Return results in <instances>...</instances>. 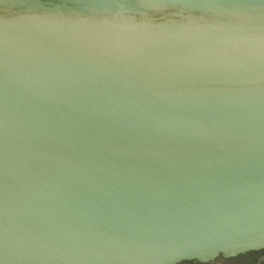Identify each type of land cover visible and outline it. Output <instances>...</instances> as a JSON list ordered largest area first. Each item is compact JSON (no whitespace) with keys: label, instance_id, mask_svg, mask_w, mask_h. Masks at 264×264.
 <instances>
[{"label":"water","instance_id":"obj_1","mask_svg":"<svg viewBox=\"0 0 264 264\" xmlns=\"http://www.w3.org/2000/svg\"><path fill=\"white\" fill-rule=\"evenodd\" d=\"M262 249L264 0H0V264Z\"/></svg>","mask_w":264,"mask_h":264},{"label":"flooded vegetation","instance_id":"obj_2","mask_svg":"<svg viewBox=\"0 0 264 264\" xmlns=\"http://www.w3.org/2000/svg\"><path fill=\"white\" fill-rule=\"evenodd\" d=\"M259 252V251H258ZM264 256V253L257 255L256 259L248 253L240 254L234 257H218L210 262H198L196 260L183 261L178 264H264V261H260V258Z\"/></svg>","mask_w":264,"mask_h":264},{"label":"trees","instance_id":"obj_3","mask_svg":"<svg viewBox=\"0 0 264 264\" xmlns=\"http://www.w3.org/2000/svg\"><path fill=\"white\" fill-rule=\"evenodd\" d=\"M260 253H264V249L260 250L259 252L258 251L249 252V255H252L256 259L257 255H259Z\"/></svg>","mask_w":264,"mask_h":264}]
</instances>
